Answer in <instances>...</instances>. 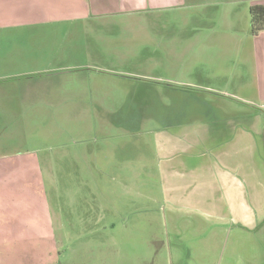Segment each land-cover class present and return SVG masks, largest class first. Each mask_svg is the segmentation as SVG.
Wrapping results in <instances>:
<instances>
[{"label":"rangeland","instance_id":"374dc122","mask_svg":"<svg viewBox=\"0 0 264 264\" xmlns=\"http://www.w3.org/2000/svg\"><path fill=\"white\" fill-rule=\"evenodd\" d=\"M178 13L114 16V35L61 24L0 41V264H264V217L253 228L224 225L177 206L165 187L167 149L160 152L158 142L171 134L193 144L201 133L177 123L206 118L201 89L220 88L171 81V72L184 80L181 64L193 61L180 59L186 46L177 38L187 20ZM123 24L137 31L123 33ZM170 49L178 54L174 70ZM232 107L224 110L234 114ZM260 108L259 147L243 150L237 166L243 178L264 177ZM250 112L244 124L255 119ZM150 119L148 131L121 129ZM165 119L175 123L167 134ZM203 148L190 152L199 170L213 155Z\"/></svg>","mask_w":264,"mask_h":264},{"label":"crops","instance_id":"0c3cea01","mask_svg":"<svg viewBox=\"0 0 264 264\" xmlns=\"http://www.w3.org/2000/svg\"><path fill=\"white\" fill-rule=\"evenodd\" d=\"M257 4L264 5V0H0V41L13 40L15 31L31 33V29L39 28L40 33L36 34H42L48 25L64 29L61 24L68 29H82L89 35L100 31L114 35L117 34L116 24L111 22L114 16L124 18L120 20L123 22L130 18L143 20L147 15L163 11L178 16L180 11L187 20V30L180 35L177 33V42L186 46L180 59L191 58L193 61L181 64V73L186 76L184 80L177 79L171 72L174 77L171 81L192 88L203 84L220 85V88L201 89L207 104L203 113L206 118L177 123L187 132L201 133L192 137L193 144L187 145L184 139L177 141L171 134L169 140L158 142L160 152L167 149L162 154L165 161H161L165 187L169 188L177 206L198 210L224 225L232 222L253 228L264 217V177L251 172L248 178L247 175L243 178L237 166L243 162L240 156L243 150L258 149L263 130L259 109L264 106V31L252 34L250 23V7ZM123 26L126 27L123 33L137 31ZM72 32L70 34L75 35V31ZM10 33H14L13 36L10 37ZM170 51V58L173 57L170 65L174 70L178 54L175 49ZM204 71L207 75L202 76ZM196 74L202 77L195 78ZM208 93L219 104L217 109L210 107ZM228 105L233 106L234 114L224 110ZM244 105L255 118L245 124L243 114L249 110H244ZM249 105L254 106L255 113ZM220 115L230 118L220 122ZM148 121L136 124L137 130L124 126L121 129L145 132L148 131L146 123L151 119ZM169 123L171 121L164 120L162 133L170 132L168 126L175 124ZM210 131L213 141L207 134ZM201 146L205 147V153L206 147L211 148L213 155L203 154L207 159L203 160L199 170L191 166L190 152ZM182 154L186 158H182ZM207 194L212 195L211 199Z\"/></svg>","mask_w":264,"mask_h":264},{"label":"trees","instance_id":"16d2710c","mask_svg":"<svg viewBox=\"0 0 264 264\" xmlns=\"http://www.w3.org/2000/svg\"><path fill=\"white\" fill-rule=\"evenodd\" d=\"M250 23L252 34L264 31V5L257 4L250 7Z\"/></svg>","mask_w":264,"mask_h":264}]
</instances>
